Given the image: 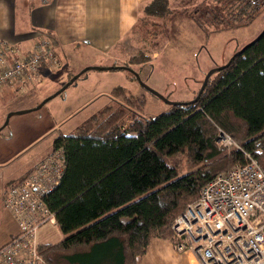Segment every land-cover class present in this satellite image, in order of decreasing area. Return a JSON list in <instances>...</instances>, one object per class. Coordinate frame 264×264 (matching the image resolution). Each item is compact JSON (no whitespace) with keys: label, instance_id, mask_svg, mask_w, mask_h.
<instances>
[{"label":"trees","instance_id":"16d2710c","mask_svg":"<svg viewBox=\"0 0 264 264\" xmlns=\"http://www.w3.org/2000/svg\"><path fill=\"white\" fill-rule=\"evenodd\" d=\"M217 1L222 6L203 10L207 20L223 22L226 10V20L249 26L264 10V0ZM168 10L170 0H149L142 9L158 18ZM195 10L191 17L201 25ZM126 91L111 93L118 108L111 102L54 139L66 168L48 196L63 238L39 244L49 264H137L154 238L176 240L174 219L217 174L245 164L244 151L264 170V34L214 72L196 102L149 117L142 113L145 95ZM221 131L244 151L220 146Z\"/></svg>","mask_w":264,"mask_h":264},{"label":"rangeland","instance_id":"374dc122","mask_svg":"<svg viewBox=\"0 0 264 264\" xmlns=\"http://www.w3.org/2000/svg\"><path fill=\"white\" fill-rule=\"evenodd\" d=\"M188 3L191 4V13L184 10ZM214 6L222 5H219L217 0H170V10L164 17L144 16L142 11V16L135 28L129 31V35L121 37L114 49L105 51L111 52L113 57H108L107 54L101 56L100 51L90 47L84 50L80 47H68L63 54L59 49L64 59L63 64L56 46L53 45L54 54L60 60L59 67L48 69L50 73L44 76L41 82L38 81L39 85L36 86L38 82L29 85L26 92H16L8 87L0 94V126L9 112L37 106L47 96L59 90L73 75L89 66L127 64L139 73L142 81L170 100H191L202 86L210 69L227 63L236 51L264 28V10L249 26H237L236 22L226 20L230 19L226 10L222 11L225 17L223 22L207 20L209 16L203 10ZM197 8H200L202 26L193 19V16H197L198 11L194 12ZM181 10L183 11L179 13ZM41 31L42 34L50 32ZM36 41L43 42L44 38L40 37ZM138 56L147 60L133 63L132 59ZM69 72H74L70 78ZM54 81L56 83L53 84ZM63 81L65 82L62 84ZM119 86L124 87L131 95H145L146 102L142 113L146 116L154 117L169 107L148 91L131 71L91 69L62 94L48 101L43 108L13 115L2 131L4 134L11 132L14 135L31 127L40 134L47 127V120H41L40 116L44 117V114L51 111L55 114L54 119L62 122L51 126L41 144L52 145L60 134L72 132L89 116L111 104V93ZM112 104L114 108L119 107L115 101ZM179 155L167 157L168 162L177 160ZM62 238L58 224L48 222L38 230V241L41 243H54Z\"/></svg>","mask_w":264,"mask_h":264},{"label":"built area","instance_id":"2783aa9c","mask_svg":"<svg viewBox=\"0 0 264 264\" xmlns=\"http://www.w3.org/2000/svg\"><path fill=\"white\" fill-rule=\"evenodd\" d=\"M53 50L46 38L29 51L0 39V93L6 87L27 89L41 79V71L59 67ZM218 144L243 150L225 131ZM244 153L245 164L217 174L173 221L177 249L194 254L199 264H264V170ZM65 168L66 154L59 147L5 188L4 204L19 231L0 248V264H49L39 252L38 230L48 222L58 224L48 196Z\"/></svg>","mask_w":264,"mask_h":264},{"label":"crops","instance_id":"0c3cea01","mask_svg":"<svg viewBox=\"0 0 264 264\" xmlns=\"http://www.w3.org/2000/svg\"><path fill=\"white\" fill-rule=\"evenodd\" d=\"M148 1L0 0V39L17 44L23 51L31 50L40 37L50 39L63 64L62 54L68 47H80L83 50L90 47L100 51L101 56L107 54L113 57L111 52L105 51L114 49L121 37L135 28L142 16L143 5ZM41 30L50 32L42 34ZM49 73L48 69L41 71V79ZM73 73L69 72L68 77ZM27 89L20 91L26 92ZM54 118L55 114L51 111L44 114V117L40 116L41 120H47V127L40 134L31 127L14 135L11 132L8 135L0 132V248L19 231L16 219L4 204L5 188L21 179L52 151L53 143L42 145L41 142L53 124L62 122ZM137 264L199 263L191 252L179 251L173 240L154 238Z\"/></svg>","mask_w":264,"mask_h":264},{"label":"water","instance_id":"95a60500","mask_svg":"<svg viewBox=\"0 0 264 264\" xmlns=\"http://www.w3.org/2000/svg\"><path fill=\"white\" fill-rule=\"evenodd\" d=\"M262 34H264V29L252 40L250 41L249 43H247L242 49L236 51L232 56L231 58L229 59V61L223 65H219V66H216L212 69H210L208 71V73L206 74L204 80H203V83H202V86L200 87L199 89V92L196 96V98L194 99H191V100H188V101H173V100H170L168 97H166L165 95H163L162 93L158 92L157 90L153 89L152 87H150L148 84H146L144 81L141 80L140 78V75L139 73L133 69L131 66L129 65H112V66H108V67H102V66H89V67H86L85 69H83L82 71H80L79 73L73 75L71 77V79L65 83L61 88H59V90L55 91L53 94L47 96L45 99H43L37 106L31 108V109H25V110H19V111H12V112H9L7 117H6V120L5 122L3 123L2 126H0V132L9 124V121H10V118L13 116V115H18V114H23V113H27V112H31L33 110H39L40 108H42L48 101H50L51 99L55 98L56 96L62 94L70 85H73L77 82V80L85 73L87 72L88 70H91V69H97V70H110V69H125V70H128L129 72L131 71L137 79H139L142 83V85L148 90L150 91L151 93H153L154 95H156L158 98H160L162 101H164L166 104L168 105H180V104H183V105H187L188 103H193V102H196L202 92L204 91V89L206 88L207 84H208V81L210 79V77L212 76V74L218 70H222L226 67H228L232 60L239 54H241L243 52V50L250 46L251 44H253Z\"/></svg>","mask_w":264,"mask_h":264}]
</instances>
